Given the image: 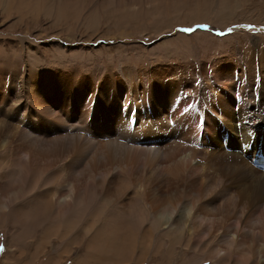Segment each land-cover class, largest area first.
<instances>
[{"label": "bare ground", "instance_id": "6f19581e", "mask_svg": "<svg viewBox=\"0 0 264 264\" xmlns=\"http://www.w3.org/2000/svg\"><path fill=\"white\" fill-rule=\"evenodd\" d=\"M231 57L212 75L201 66L199 84L204 86L196 87L173 79L175 69L169 64L97 69L90 81V111L82 114L79 108L83 83L81 95L73 97L60 84L36 119L38 129L16 130L9 141L17 145L10 161L19 180L57 174L58 191L47 193L58 217L72 209L78 216L64 224L73 243L78 242L72 235L80 213L97 211L98 195L111 207L90 237L89 259L103 254L127 261L129 248L138 244L145 262L161 234L159 245L168 246V257L177 256L180 247L196 251L213 245L212 252H202L216 261L229 260L237 248L233 263L254 259L264 264V172L252 164L264 149V50L236 47ZM65 76L85 80L79 70ZM42 197L35 194L27 212L9 213L24 228L38 227L48 215V199ZM48 232L65 242L64 235ZM160 250L155 258L161 257Z\"/></svg>", "mask_w": 264, "mask_h": 264}, {"label": "rangeland", "instance_id": "374dc122", "mask_svg": "<svg viewBox=\"0 0 264 264\" xmlns=\"http://www.w3.org/2000/svg\"><path fill=\"white\" fill-rule=\"evenodd\" d=\"M254 45L264 50V0H0V130L4 131L0 146L5 143L8 151H0V264H235L232 257L235 259L237 248L232 249L229 260L221 262L207 255L213 245L204 247L206 255L204 249L180 247L177 256L168 257V246L159 245L161 234L156 235L145 262L140 261L142 249L138 244L129 248L127 261L103 254L89 259L90 237L101 228L103 213L111 207L98 195L94 213L100 214L101 220L97 214L80 213L81 224L72 235L78 242L73 243L72 233L64 230L68 224H64L68 217L78 216L71 214L72 209L58 217L57 206L49 196L58 191L57 174L40 173L22 183L19 170L10 161L17 145L9 141L19 128L38 129L35 122L42 116V107L60 84L65 85L63 92L73 97L81 95L83 83L84 102L79 108L82 114L90 111V81L97 69L104 72L126 65L149 68L169 64L175 69L173 79L193 87L204 86L199 84L201 66L205 64L212 75L214 68L231 61L236 47L252 51ZM72 70H79L85 80L65 76ZM124 95L128 90L124 89ZM35 194L48 199L44 201L49 205L48 215L38 227L24 228L12 213L29 211ZM117 205L120 203L113 207ZM142 207L147 213V205ZM50 230L60 238L64 235L65 242L50 238ZM159 248L161 257L155 258ZM253 260L247 264H259Z\"/></svg>", "mask_w": 264, "mask_h": 264}, {"label": "snow or ice", "instance_id": "6c2138e0", "mask_svg": "<svg viewBox=\"0 0 264 264\" xmlns=\"http://www.w3.org/2000/svg\"><path fill=\"white\" fill-rule=\"evenodd\" d=\"M185 31H188L187 29H185Z\"/></svg>", "mask_w": 264, "mask_h": 264}]
</instances>
